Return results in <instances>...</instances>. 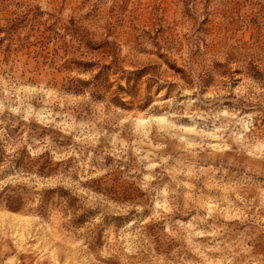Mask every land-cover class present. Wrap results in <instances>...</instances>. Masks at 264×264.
I'll return each mask as SVG.
<instances>
[{
  "label": "rangeland",
  "instance_id": "374dc122",
  "mask_svg": "<svg viewBox=\"0 0 264 264\" xmlns=\"http://www.w3.org/2000/svg\"><path fill=\"white\" fill-rule=\"evenodd\" d=\"M0 264H264V0H0Z\"/></svg>",
  "mask_w": 264,
  "mask_h": 264
}]
</instances>
